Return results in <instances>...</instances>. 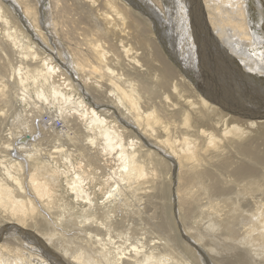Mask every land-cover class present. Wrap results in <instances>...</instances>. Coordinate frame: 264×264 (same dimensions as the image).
I'll return each instance as SVG.
<instances>
[{
  "label": "bare ground",
  "instance_id": "bare-ground-1",
  "mask_svg": "<svg viewBox=\"0 0 264 264\" xmlns=\"http://www.w3.org/2000/svg\"><path fill=\"white\" fill-rule=\"evenodd\" d=\"M255 1L0 0V264H264Z\"/></svg>",
  "mask_w": 264,
  "mask_h": 264
},
{
  "label": "rangeland",
  "instance_id": "rangeland-1",
  "mask_svg": "<svg viewBox=\"0 0 264 264\" xmlns=\"http://www.w3.org/2000/svg\"><path fill=\"white\" fill-rule=\"evenodd\" d=\"M262 1V4H264V0H261ZM250 2H251V4H250V8H249V12L251 13L250 15H251V18L253 19L254 17H256V16H258V12H256V10H254L253 8V6L256 4L255 2V0H250ZM252 11V12H251ZM263 11H264V7H263ZM255 14H254V13ZM264 16V15H263ZM255 19V18H254ZM263 19H264V17H263ZM257 32H258V34H260V35H262V36H264V20H262L261 21V25H260V27H258L257 28ZM261 32V33H260ZM212 47V46H211ZM213 50H216V49H213ZM217 56H218V58H220V59H222V57H221V55L218 53L217 54ZM207 57H209V56H207ZM221 70H224V69H219L218 70V73H216V81H215V83H216V85L218 84L219 86H220V88H219V86L217 87V89H220L219 91L222 93V96H225V97H227L228 99H230V98H232V95L234 96V97H237V96H241L242 95V99H244V93H242V92H239V91H243V85H244V83H242L240 80H237V79H234V78H230L231 76V74H226V70L224 71V72H222ZM264 78V77H263ZM206 79V78H205ZM248 80H250V79H248ZM240 82H241V84H240ZM248 82V86H256V87H262L263 88V90H264V87H263V85H259V83H257V82H254L253 80H250V81H247ZM250 82V83H249ZM210 81H209V78H207L206 79V81L203 83V88H205L206 90H208V91H210ZM227 84V85H226ZM233 84H234V86H233ZM213 85V84H212ZM236 85V86H235ZM239 85H240V87H239ZM242 85V86H241ZM214 86V85H213ZM246 86V85H245ZM236 89V90H235ZM263 90H261V91H259V92H254L255 93V95L256 94H258V95H262V91ZM239 92V93H238ZM230 96V97H229ZM241 99V98H240ZM49 109V110H48ZM53 108L52 107H46V108H44L43 110H41V111H39V113L41 114V112L43 113V117H36V118H38V122H34V125H33V130H30V129H28V130H25V125H27L28 123H27V121H26V119L22 116V117H20L19 116V113L17 114V112H11V116L9 117V119H8V121L10 122V121H12L13 120V123H15V124H17L18 126H20V129L21 128H23V130L21 129V133H27L28 134V132L29 131H31V132H37L36 134H38V132H39V126H41V129L42 130H45L47 127L45 126L44 128H42V123H43V121H45L46 120V118H47V114H50V113H52L53 111ZM44 111V112H43ZM49 111V112H48ZM38 114V113H37ZM11 118V119H10ZM22 118V119H21ZM35 118V117H34ZM35 118V119H36ZM28 119H30V122L32 121V119H31V117H30V115H29V118ZM45 119V120H44ZM15 120V121H14ZM17 120H18V122H17ZM19 120H20V123H19ZM24 120H25V122H24ZM22 121V122H21ZM23 122H24V124H23ZM41 122V123H40ZM59 122H60V125H58V126H54V127H51V129L50 130H52V131H57V130H65V127H64V124H62V122L59 120ZM36 123H38L39 125H36ZM31 125H32V123H30ZM70 124V122H68V125ZM24 126V127H23ZM58 127V128H57ZM54 128H55V130H54ZM47 130V129H46ZM41 133L40 134H42V131H40ZM35 134V135H36ZM42 136H45V134L43 135L42 134ZM172 187H174V185H175V183H174V181L172 182ZM232 190V189H231ZM205 210L206 209H197L196 210V213H195V220H197L196 222H197V226H198V228H200L201 230L205 227H207L208 226V224H209V222H208V216H206V215H203V214H205ZM201 212V213H200ZM173 214L174 215H176V210L175 209H173ZM200 216V217H199ZM199 218H200V220H199ZM241 219V218H240ZM200 221V222H199ZM235 221H237V219L235 220ZM234 221V222H235ZM202 222V223H201ZM239 222V221H238ZM237 222V224H239V225H235V226H238L237 228H239V226H241V224L240 223H238ZM178 226H179V231L180 232H182V230H181V227H180V225L178 224ZM234 226V227H235ZM236 228V227H235ZM236 228V229H237ZM221 232V233H220ZM213 234L215 235V236H217V237H219V238H221L222 237V231L221 230H219V232L218 231H216V232H213ZM232 243H233V246H234V244H235V242H233L232 241Z\"/></svg>",
  "mask_w": 264,
  "mask_h": 264
},
{
  "label": "water",
  "instance_id": "water-1",
  "mask_svg": "<svg viewBox=\"0 0 264 264\" xmlns=\"http://www.w3.org/2000/svg\"><path fill=\"white\" fill-rule=\"evenodd\" d=\"M217 60H218V63L216 64V66H218L220 69L222 68V69H224V70H226V66H223L222 65V60L223 59H220V58H218L217 57ZM231 64V63H230ZM215 65V64H214ZM232 65V64H231ZM232 67H234V72L233 71H231L229 68L226 70L227 72H226V74H231V77L230 78H234V79H237V80H240L242 83H247V81H249L248 79H250V80H252L253 78H255V77H253V75H248L247 73H245L246 74V76H244L242 73H241V71H240V68L238 67V65L236 66V65H232ZM254 81V80H253ZM211 82V81H210ZM254 82H256V81H254ZM259 83V82H258ZM248 84V83H247ZM215 87L218 85H216L215 83L213 84ZM213 85H212V83H210V89H212V87H213ZM219 86V85H218ZM217 86V87H218ZM246 86H248V85H246ZM263 87H264V85H263ZM219 88H220V86H219ZM256 92H259V91H256ZM253 94L255 95V93L253 92ZM255 96H257L258 98H262L260 95H258V94H256ZM244 97V99H242V101H244L245 100V98H246V96L244 95L243 96ZM253 99H255V97H253V96H251ZM231 101H232V99L230 98V99H228L227 97H225V96H222V97H220V95L218 94V96L216 97V100H215V104H218L219 106H221L224 110H228V111H230V112H232L231 111V109L233 108L232 107V103H231ZM255 107L256 106H252V105H248L247 106V108L246 109H255ZM249 111V110H248ZM233 113H235V114H240V113H242V112H240L239 110L238 111H236V112H233Z\"/></svg>",
  "mask_w": 264,
  "mask_h": 264
},
{
  "label": "built area",
  "instance_id": "built-area-1",
  "mask_svg": "<svg viewBox=\"0 0 264 264\" xmlns=\"http://www.w3.org/2000/svg\"><path fill=\"white\" fill-rule=\"evenodd\" d=\"M52 127L60 125L59 119H56L55 121H52Z\"/></svg>",
  "mask_w": 264,
  "mask_h": 264
}]
</instances>
